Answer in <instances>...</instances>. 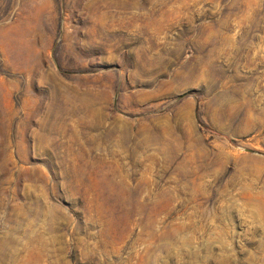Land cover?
I'll return each mask as SVG.
<instances>
[{"label": "rangeland", "instance_id": "obj_1", "mask_svg": "<svg viewBox=\"0 0 264 264\" xmlns=\"http://www.w3.org/2000/svg\"><path fill=\"white\" fill-rule=\"evenodd\" d=\"M0 264H264V0H0Z\"/></svg>", "mask_w": 264, "mask_h": 264}]
</instances>
